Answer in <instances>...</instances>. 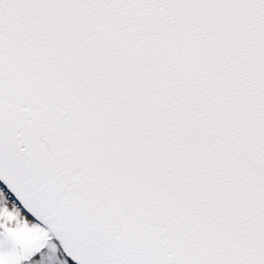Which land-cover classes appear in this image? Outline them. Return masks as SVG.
I'll return each mask as SVG.
<instances>
[{"label":"snow or ice","instance_id":"obj_1","mask_svg":"<svg viewBox=\"0 0 264 264\" xmlns=\"http://www.w3.org/2000/svg\"><path fill=\"white\" fill-rule=\"evenodd\" d=\"M0 264H264V0H0Z\"/></svg>","mask_w":264,"mask_h":264}]
</instances>
